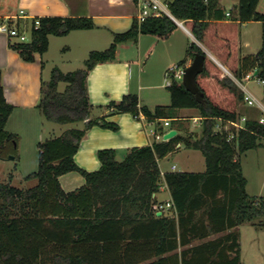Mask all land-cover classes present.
Wrapping results in <instances>:
<instances>
[{
  "label": "trees",
  "instance_id": "obj_1",
  "mask_svg": "<svg viewBox=\"0 0 264 264\" xmlns=\"http://www.w3.org/2000/svg\"><path fill=\"white\" fill-rule=\"evenodd\" d=\"M137 1V0H134ZM19 0H0V16L18 15ZM260 0H239L227 21L220 0H170L177 20L183 21L197 41L189 46L194 58L205 54V68L197 83L204 97L186 89L172 77L168 86L172 102L154 110L142 105L135 93L103 106L108 115L131 113L148 121L170 119L175 123L180 109L195 108L202 117V133L177 134L168 141L133 147L123 160L115 149L98 151L100 169L87 171L75 161L82 140L95 125L118 130L106 116L93 117L95 106L88 91V77L94 67L116 58L117 44L137 40L139 35L170 37L179 25L169 17L135 20L126 33L116 34L115 43L105 51H92L85 68L64 73L55 67L51 80L43 81L38 108L47 121L70 127L60 136L38 144L39 169L25 177L37 179L31 188L12 185L13 175L0 181V264H243L240 227L264 217V197L247 192L240 155L264 141V124L247 119L244 127L216 131L218 120H240L239 101L244 93L235 81L209 56L213 53L243 80L257 69L264 79V13L257 10ZM32 23L29 41L12 44L26 62L45 54L50 36H65L73 30L92 29L90 18L41 17ZM260 21L263 43L255 55L240 54V25ZM179 65L187 66L186 61ZM65 83L64 91L59 89ZM102 107V106H101ZM14 106L4 93L0 69V154L7 158L18 135L7 130ZM171 124V123H170ZM163 132V127H159ZM231 136L233 138L231 139ZM199 150L205 157L204 172H168L164 176L175 209L158 216L157 194L163 182L159 160L177 151L180 145ZM73 171L86 179L83 186L66 191L60 177ZM202 241L180 253V246ZM204 240V241H203Z\"/></svg>",
  "mask_w": 264,
  "mask_h": 264
},
{
  "label": "crops",
  "instance_id": "obj_2",
  "mask_svg": "<svg viewBox=\"0 0 264 264\" xmlns=\"http://www.w3.org/2000/svg\"><path fill=\"white\" fill-rule=\"evenodd\" d=\"M222 1L224 0H220L221 7L225 9L227 14L229 12L231 13L230 16L227 15V21L230 22L232 15L237 10L239 0L237 2L233 0L231 8L228 10L222 5ZM22 10L24 11L23 14H21ZM257 10L260 13H264V0H260ZM138 14L139 7L134 0H19L18 15H16V17L12 20V23L13 25H16L21 32H26L28 29L31 30L33 21L35 19L38 20L41 17L49 16L90 18L95 24L94 28L73 30L69 34L63 36H74L75 38L79 39V46L82 49L84 57H86V55H89L92 51H105L109 49L112 44L115 43L116 34L128 32L133 27L135 20H139ZM7 17L12 16H0V24L5 21ZM176 22H180L183 25L178 23L179 28L173 32L170 37L165 39H160L152 35L155 37V39L152 40L145 50L141 46L142 38L144 37L143 34L139 35L137 40H133L139 44V57L137 59L133 58V56L122 57V49L131 51L132 49L130 48L132 47L128 41L118 43L116 58L113 61L97 64L89 74L88 91L91 103L94 106L108 105L112 101H120L125 94L135 93L139 96L141 104L150 107L152 110H154L159 105H170L171 102H167V100L162 102V99H164V97H162L164 96L162 90L165 88V86L168 88L172 82V79L167 81L166 85L165 82H160L158 80L160 77L155 80L154 75L157 73L154 72L152 77L153 79L151 80L156 81V84H153L152 81L148 84H145L143 79V75L145 73L139 74V80L137 84L138 86L135 88L136 85H133V67L135 64L141 66V61L144 59V57H146V61H149L154 55L157 54L158 57H160V59H162L164 62L165 71L167 74L171 66L178 64L181 61L185 60L186 65L191 64L193 58L188 53V49L191 44L189 37H191L193 40H195V37L184 25L183 21L176 20ZM254 24H258L260 26L256 27L257 30L258 28H261L260 37L263 43L262 22L248 21L241 23L240 54L242 57L255 55L260 51H247V49L251 46V40L248 38L249 29L250 26ZM53 37L57 36H50V45ZM184 37L187 38L186 41ZM175 41L177 44L180 41L183 44L181 48L179 47L180 50L177 51L176 58L171 55L175 53V49H173V47H175ZM17 42V38L11 37L5 33H0V69L3 71L4 93L6 100L14 106L13 112L8 120L7 127L11 125L13 118H20L21 123L24 121L27 126H31L32 128L35 125L33 118L38 116V112H40L38 104L41 99L42 83L45 81L43 77L46 66L45 54L41 55L38 53L36 54L35 61L26 62L11 46ZM161 44H163L164 48H162ZM159 46H161V48ZM69 49H72V46H69ZM207 52L221 68L230 71L217 56L208 50ZM157 60H159V58ZM257 98L264 99V97ZM243 107L248 111V114L243 115L240 113L241 117L257 120L259 118L256 114H262L260 109L250 107L246 103L242 106V110L245 111ZM196 110L198 109H180L177 113V121L172 123L170 119H167L171 124L170 126H166V119L151 122L148 121L145 116H141V118L138 119L131 113L108 115L110 110L105 108L102 110V113L99 115L96 114V117L106 116L108 121L116 122L119 125V130L113 131L112 129L104 128L99 125L93 126L82 140L80 148L75 155V161L81 168L87 171H96L101 167V161L98 156V151L101 149H115L117 151L118 159V155H125V153L127 155L129 150L133 147H141L153 144L155 138L153 137L154 135H152V132H158L159 127H163L164 130L173 128L177 131V134L190 132L181 121L188 120L192 125L199 121L202 122V117L195 113ZM93 117L95 116L93 115ZM219 121L222 124L228 126V123H224L220 119L218 122ZM152 126L154 128L149 129V127ZM46 127V125L42 124L38 135L35 136V138H37L40 142L43 141L42 138L45 134V131H47ZM55 128L57 127H52V131H50L49 134L51 135L50 138L60 136L64 131L70 128V125H62L59 127L58 132ZM9 131L19 135V132L17 131ZM191 131H193V129H191ZM17 147H19V143ZM12 149V147L9 148L8 152H11ZM184 149V145L181 144L177 151L170 153L165 158L159 160L163 179L160 192L157 194L159 204H166L172 201L171 192L164 181L165 174L168 172L188 171L185 168L179 170L178 162L172 165V170L164 171L162 169V161L168 157L174 156L179 152H182ZM189 151L192 152L190 153V156L195 158L199 156L197 153H193L197 152L196 150L189 149ZM4 160L7 159H0V161ZM60 181L62 187L69 192L83 186L86 182V179L78 172H70L61 176ZM170 211L171 209L158 210V212L162 213L161 215L169 214ZM201 242L202 241L197 240L187 246H180L177 252L181 254L183 250L193 245L200 244Z\"/></svg>",
  "mask_w": 264,
  "mask_h": 264
},
{
  "label": "rangeland",
  "instance_id": "obj_3",
  "mask_svg": "<svg viewBox=\"0 0 264 264\" xmlns=\"http://www.w3.org/2000/svg\"><path fill=\"white\" fill-rule=\"evenodd\" d=\"M234 1L237 2L238 0H234ZM232 3L233 0L222 1V5L227 10L231 8ZM256 27H260V26L258 24H254L250 26L249 29L248 38L251 40V46L250 48L247 49L248 52H257L262 48V39L260 37L261 28H258L257 30ZM26 33L30 38L31 30L28 29ZM153 39H155V37H153L152 35H144L141 43V46L144 48V50L152 42ZM184 39L185 41L187 40L186 37H184ZM189 39L191 40V43L195 41L200 46H202L201 43L196 40V38L195 40H193L191 37H189ZM78 41L79 39L75 38L74 36H70V37L57 36L52 38L51 45H49V49L45 53L46 66L43 73L45 82H49L51 80L52 71L55 67L60 68L64 73L74 72L79 69L85 68V60L89 58L90 54L84 57ZM128 42L132 47L130 48L132 50L130 51V50L122 49L123 51L121 56L122 57L133 56V58L137 59L139 57L138 55L139 44L133 40ZM182 45L183 44L181 41L178 44L175 41V45H174L175 47H173V49H175V53L171 54L172 56H174V58L177 57L176 56L177 51L180 50ZM69 46H72V49H69ZM161 46L162 48H164L163 44H161ZM161 46L159 47L161 48ZM158 58L159 60H157ZM141 62H142L141 66L135 64L133 67V85L134 86L136 85L135 88L138 86L137 84L139 80V74L145 73L143 75L145 84H148L152 81L151 79H153L152 77L154 75V72L157 73L156 75H154L155 80H157L158 77H160V79L158 80L160 82L161 81L165 82V84L167 83V81L172 79L173 77L172 74L170 72H168V74L166 73L164 62L162 61V59H160V57H158V54L154 55L152 59L149 61H146V57H144V59ZM224 71L235 81V83L242 90L239 82L242 80L237 79L231 71H227V70ZM152 82L153 84H156V81H152ZM243 84H245L246 87L257 97L260 98L264 97L263 84L258 83L257 79H250L249 81H243ZM65 87L66 84L61 83L59 89L61 91H64ZM162 91L164 95L162 96L164 97V99H162V102H165V100H167V102H172L171 94L168 88L165 86V88ZM243 104H245L244 100L239 101L238 112L242 113L243 115L248 114L247 113L248 111L244 109V107L243 109L245 111L242 110ZM103 106L106 105L95 106V110L93 113L95 117L103 112L102 110L105 109V107ZM195 113L199 114L200 116L199 110H196ZM256 115L260 119L264 115V113L262 112V114L260 115L259 113H257ZM33 121L35 122V125L34 127L31 128V126L30 127L27 126V124L24 121L21 123L20 118H13L11 125L6 127L8 131L11 130V131L19 132V135L17 134L19 138L18 141L19 147H17L18 145L17 142H15L12 146L13 148L12 151L14 152L13 154L16 153L17 159H7L4 161H0V181H7L8 177L13 175L12 185L18 188H31L38 184L37 179L25 180V177L33 172H36L39 169L38 144L40 141L37 138H35V136L38 135L42 124L47 126L46 127L47 131H45V134L42 138L43 141L50 138L51 135L49 134L50 131H52V127H57L55 129L58 132L59 127L62 126L47 121L44 118L41 111L38 112V116L33 118ZM181 122L187 127V130H189L190 133L201 135L202 133L201 121L193 125L188 120ZM70 127L84 128L85 124L84 122H77L71 124ZM151 128L154 127L153 126L149 127V129ZM191 129H193V131H191ZM222 129L234 130L236 129V127L231 125L226 126L222 124L220 121L217 122L215 130L222 131ZM118 130H113V131H118ZM154 132L155 131L152 132V135H154ZM196 151L197 152H193V153H197V155L199 156L195 158L190 156V153L192 152H190L189 149L185 147V149L182 152H179L174 156L164 159L162 161V169L164 171L172 170V165L178 162L179 170L185 168L189 172H204L206 169L205 157L201 151L199 150ZM125 155L123 154L118 155V159L123 160L125 158ZM240 161L243 168V174L248 181L247 183L248 194L258 198L264 197V141L261 146L250 149L242 153L240 155ZM73 172H78V171H73ZM78 173L82 175L80 172ZM256 223H257L256 225H252V223L246 222L240 227L243 264H264V217L256 219Z\"/></svg>",
  "mask_w": 264,
  "mask_h": 264
},
{
  "label": "built area",
  "instance_id": "obj_4",
  "mask_svg": "<svg viewBox=\"0 0 264 264\" xmlns=\"http://www.w3.org/2000/svg\"><path fill=\"white\" fill-rule=\"evenodd\" d=\"M170 0H137L136 3L139 7V14L138 19L139 21H143L149 17H161L164 15H168L175 21L177 20L174 15L172 14L170 7H169ZM24 11H21L23 14ZM228 16L231 15L229 12ZM16 16L7 17L5 21L0 24V33L8 34L11 37L17 38L19 42H26L29 41V37L26 32H21L16 25H13L12 20ZM40 25V21L36 20L35 27L38 28ZM187 66L175 64L170 67L169 72L172 74L173 77L183 80L184 70ZM250 79H257L258 83L264 85V79L258 76V71L255 69L254 71L250 72L242 81L240 82V86L244 93V101L250 107H255L260 109L264 113V99L257 98L247 87L243 84V81H249ZM247 117H242L238 121H229L226 122L228 125L235 126L236 129H240L244 127V123L246 122ZM260 123L264 124V115L259 119ZM166 126H170V122L168 120L165 121ZM173 128L164 130L163 132H155L154 138L155 141H168L164 139L166 133H168ZM223 130V129H222ZM220 131V130H219ZM233 136H231V139ZM157 210H165V209H175L173 201H170L166 204H158L156 206Z\"/></svg>",
  "mask_w": 264,
  "mask_h": 264
},
{
  "label": "water",
  "instance_id": "obj_5",
  "mask_svg": "<svg viewBox=\"0 0 264 264\" xmlns=\"http://www.w3.org/2000/svg\"><path fill=\"white\" fill-rule=\"evenodd\" d=\"M180 25H183L182 23L178 22ZM205 61H206V55L197 53L195 57L193 58L191 64L187 65V67L184 70L183 75V84L185 85L186 89L192 92L196 95V98L200 100L204 97V93L201 91L200 87L197 83L198 76L204 71L205 68ZM177 134V131L175 129L170 130L168 133L165 134L164 139L170 140ZM0 159H15V156L10 155L7 158L1 156ZM158 216H161V212L157 213Z\"/></svg>",
  "mask_w": 264,
  "mask_h": 264
}]
</instances>
